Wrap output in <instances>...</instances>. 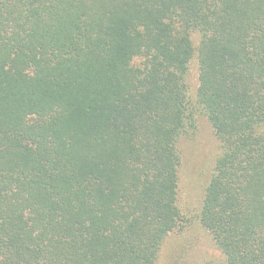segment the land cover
<instances>
[{
	"label": "trees",
	"instance_id": "obj_1",
	"mask_svg": "<svg viewBox=\"0 0 264 264\" xmlns=\"http://www.w3.org/2000/svg\"><path fill=\"white\" fill-rule=\"evenodd\" d=\"M194 224L218 264H264V0H0V264H157Z\"/></svg>",
	"mask_w": 264,
	"mask_h": 264
},
{
	"label": "rangeland",
	"instance_id": "obj_2",
	"mask_svg": "<svg viewBox=\"0 0 264 264\" xmlns=\"http://www.w3.org/2000/svg\"><path fill=\"white\" fill-rule=\"evenodd\" d=\"M194 79L192 70V84ZM178 148L181 151L178 205L192 223L195 213L199 210L204 189L218 153V142L207 121L199 117L194 136L181 139ZM189 228L188 232L173 233L166 237L157 264H218L222 261L221 254L197 226L194 224V228L193 226Z\"/></svg>",
	"mask_w": 264,
	"mask_h": 264
}]
</instances>
